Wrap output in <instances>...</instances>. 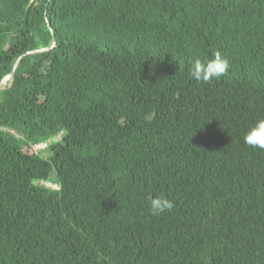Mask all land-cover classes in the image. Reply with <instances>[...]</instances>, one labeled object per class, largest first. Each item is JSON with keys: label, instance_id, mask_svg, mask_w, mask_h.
Listing matches in <instances>:
<instances>
[{"label": "trees", "instance_id": "trees-1", "mask_svg": "<svg viewBox=\"0 0 264 264\" xmlns=\"http://www.w3.org/2000/svg\"><path fill=\"white\" fill-rule=\"evenodd\" d=\"M216 50L228 72L192 79ZM13 70L0 264H264V0H0Z\"/></svg>", "mask_w": 264, "mask_h": 264}, {"label": "clouds", "instance_id": "clouds-1", "mask_svg": "<svg viewBox=\"0 0 264 264\" xmlns=\"http://www.w3.org/2000/svg\"><path fill=\"white\" fill-rule=\"evenodd\" d=\"M230 68L229 60L219 51L212 53L211 59H196L189 69V75L198 82H211L225 75ZM245 144L264 150V119H259L244 135ZM152 215H160L173 208L172 200L165 196L149 197Z\"/></svg>", "mask_w": 264, "mask_h": 264}, {"label": "rangeland", "instance_id": "rangeland-1", "mask_svg": "<svg viewBox=\"0 0 264 264\" xmlns=\"http://www.w3.org/2000/svg\"><path fill=\"white\" fill-rule=\"evenodd\" d=\"M11 83V80L8 81L7 84H10ZM7 84H2V86L4 87L5 85ZM1 87V86H0ZM41 154L44 156V157H48L50 154H51V150L50 149H44V150H41ZM51 178L52 179H55L57 180V173H56V170H53L52 171V174H51ZM58 182V181H57ZM40 184H43L45 185L46 187L48 188H51V189H59V185L54 183V182H51V180H48V181H40L39 182Z\"/></svg>", "mask_w": 264, "mask_h": 264}, {"label": "water", "instance_id": "water-1", "mask_svg": "<svg viewBox=\"0 0 264 264\" xmlns=\"http://www.w3.org/2000/svg\"><path fill=\"white\" fill-rule=\"evenodd\" d=\"M42 50H44V49H42ZM16 66H17V65H16ZM16 66H15V67H16ZM13 73H14V70H13L8 76H6V77L2 80V82L0 83V86H1L2 84H7L8 81L12 80V79H13Z\"/></svg>", "mask_w": 264, "mask_h": 264}, {"label": "built area", "instance_id": "built-area-1", "mask_svg": "<svg viewBox=\"0 0 264 264\" xmlns=\"http://www.w3.org/2000/svg\"><path fill=\"white\" fill-rule=\"evenodd\" d=\"M55 138H53V140H54ZM47 146V143L46 142H43V143H40V144H38V145H35L34 146V148H35V150L36 151H38L39 149H43V148H45Z\"/></svg>", "mask_w": 264, "mask_h": 264}]
</instances>
